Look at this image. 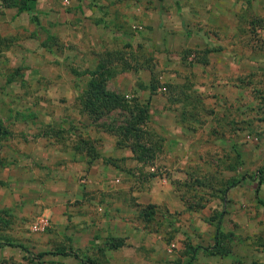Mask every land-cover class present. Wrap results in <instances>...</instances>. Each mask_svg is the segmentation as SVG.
Instances as JSON below:
<instances>
[{
  "label": "crops",
  "instance_id": "obj_1",
  "mask_svg": "<svg viewBox=\"0 0 264 264\" xmlns=\"http://www.w3.org/2000/svg\"><path fill=\"white\" fill-rule=\"evenodd\" d=\"M220 1L196 0V6L191 9L183 5L184 1L177 3L178 6L174 2L170 14L180 18L189 13L210 20L211 14L220 12L216 5ZM134 3L133 0H71L70 34L67 37L71 38V76L66 77L71 81V88L59 87L60 81L53 75L44 77V69L50 70L46 61L31 67L30 74L34 72L35 77L26 75L25 80L32 84L41 78L48 87L60 90L62 99L65 96L66 101L71 99L73 103L88 79L83 71L93 68L104 52L117 50L113 46L125 35L121 11L125 7L135 12ZM9 10L5 9V13ZM151 11L143 9L138 14L146 21ZM11 12L15 17L20 14ZM153 31L144 35L148 50H153ZM135 38L132 48H135ZM208 39L207 33L205 40ZM218 50L214 53H220ZM127 66L129 73H116L108 85L111 83L114 89L121 90L127 84L130 92L125 91L126 96L138 97L145 92L150 97L147 87H139L141 91H136L137 78L133 74L136 65L129 61ZM146 83L144 81V85ZM48 87L46 96L54 99L56 95L48 91ZM220 92L215 96L220 98L219 103L232 91L228 95ZM155 97L153 94L151 105ZM161 102L165 104L158 108L152 109L149 105L155 120H152V127L149 126L159 137L163 136L159 143H163L164 150L161 158L156 155L153 165L137 160L129 147L117 146L113 135H107L80 113L78 116L84 121L75 124L71 114L73 125L69 138L62 135L64 129L59 123L65 117L59 109L50 112L41 109L45 123L38 124L34 130L28 126L20 132L19 141L10 136L0 152L3 165L0 168V211H7L10 217L0 222V264H160L161 259L165 260L166 246L156 220L163 221L162 228H172L166 220H171L173 213H185L188 215L187 220L182 219L185 224L179 220L177 227L188 228L194 222L191 221L195 219L194 215L216 209L211 202L198 208L203 200L194 192L191 195L198 199L184 196L177 182L202 177L203 173L192 168L195 155L187 152L198 145L196 133L218 131L215 126H222L221 113L214 114V111L213 121L203 119L197 110L187 111L185 118H178L175 108ZM226 118L223 125H232V119ZM192 132L191 141L187 140V133ZM82 138L94 145L97 157L92 158L84 149L73 148ZM231 144L232 141L228 146ZM150 171L155 172L154 176L148 175ZM219 193L229 204L224 205L218 225L221 231L230 232L232 246L228 255L218 257L219 261L264 264V236L255 230L264 228V177L258 170L254 174L244 173L236 185ZM144 210L150 213L148 218ZM40 216L48 219L46 228L41 232L30 231L31 223ZM193 225L197 239L209 238L212 244L215 243L217 224L198 219Z\"/></svg>",
  "mask_w": 264,
  "mask_h": 264
},
{
  "label": "rangeland",
  "instance_id": "obj_2",
  "mask_svg": "<svg viewBox=\"0 0 264 264\" xmlns=\"http://www.w3.org/2000/svg\"><path fill=\"white\" fill-rule=\"evenodd\" d=\"M133 1L135 12L125 7L121 11L125 35L113 47L117 48L127 65L129 61L136 65L133 66L138 86L136 91H141L139 85L147 87L152 78L155 89L150 92L148 88L150 97L145 92L138 97L149 99L152 109L163 106L165 103L161 101L166 102L178 111V118H183L187 111L197 110L203 119L213 121L214 111V114L221 113L222 126H215L218 131L194 133L198 145L187 152L195 155L192 168L203 173L202 177L177 182L184 196L195 200L197 197L191 195L194 192L200 200L211 202L216 208L210 209L209 213L205 211L202 215H194L195 219L191 221L201 219L205 223L217 224L220 214H224V205L229 204L217 190L219 186L222 188L231 177H240L247 172L254 174L256 170L262 171L259 175L264 177V0H219L216 5L220 12L211 14L210 20H202L189 13L180 18L170 14L174 2L178 6L177 3L184 1L183 5L191 9L196 6V0ZM32 6L37 22L32 21L26 12L18 17L12 16L11 11H16V8H4L0 2V152L10 136L12 140L19 141L20 132L27 130L28 126L34 130L38 124L45 123L41 109L64 112L65 118H61L59 124L64 129L62 135L68 138L71 137V125L84 121L78 116L80 103L77 97L71 103V99L66 101L65 96L62 99L60 90L48 87L43 79L30 84L24 78L26 75L35 77L34 72L30 74L31 67L39 61H46L50 70L44 69V77L53 75L60 81L59 87L71 88V81L66 78L71 76V38H67L70 34L68 14L71 13V0H33ZM5 9L10 10L5 13ZM143 9L152 10L146 21L138 14ZM153 29V50H148L144 35ZM207 33L209 39L206 41ZM134 37L135 50L131 46ZM206 49L211 50L206 52ZM217 50L220 53H214ZM122 62L119 60L115 65L117 73H129L128 66L125 68ZM135 67L137 70H134ZM143 79L147 81L146 85ZM46 87L56 95L54 99L46 96ZM108 87L112 89L113 86L109 83ZM117 91L124 93L130 92V89L124 84ZM220 91L226 95L232 91L228 96L230 98L226 97L219 103L220 98L215 96H219ZM153 94L156 97L151 105ZM126 97L132 98L131 95ZM71 114L74 115L73 124ZM150 117L149 125L152 127V120H155L151 114ZM226 117L232 119V125H223L226 124ZM107 135L112 136L110 133ZM192 135L193 132L187 133L186 139L191 141ZM230 141L232 144L228 146ZM163 151L161 143L158 158ZM236 151L240 152V160L234 163ZM227 175H230L229 178H224ZM256 198L259 199L257 195ZM7 213L0 211V222L10 218ZM187 216L185 213H173L171 220H166L172 228H162L163 221L156 220L157 229L163 233L167 255L160 264H228L224 259L220 262L218 257L224 258L231 252L230 232L224 230L227 235L224 242L231 248L230 252L216 254L211 252L215 245L211 239H197L194 222L188 228L177 227L179 220L185 224L182 219L187 220ZM255 230L264 236V228ZM30 231L41 232L32 228Z\"/></svg>",
  "mask_w": 264,
  "mask_h": 264
},
{
  "label": "trees",
  "instance_id": "obj_3",
  "mask_svg": "<svg viewBox=\"0 0 264 264\" xmlns=\"http://www.w3.org/2000/svg\"><path fill=\"white\" fill-rule=\"evenodd\" d=\"M0 2L4 8L15 7L17 14L28 13L30 19L37 22L32 6L33 0H0ZM251 23L255 24V22ZM43 46H45V43H43ZM210 50L206 49V52ZM119 60L123 61L121 64L126 68L127 62L121 58L119 51L104 52L93 68H87L83 71L82 74H87L88 79L77 96L80 103L79 113L86 115L95 127L112 134L115 137L117 146L129 147L137 160L146 165H153V160L159 151V142L163 138L155 134L149 126L151 118L149 99L141 100L137 96L129 99L124 93L108 87V81L118 72L113 63L119 62ZM202 60L200 62H203ZM134 70H137V68L135 67ZM139 87L145 86L139 85ZM147 88L150 92L155 89L152 78ZM73 148L75 150H86L91 153L92 158L98 156L94 145L88 139H79L78 145ZM239 160L240 152L236 151L234 163ZM260 172L262 171L258 173ZM154 174V171L148 172L149 176H154ZM242 176L244 174L240 177H231L230 181L220 188V192L224 193L229 187L236 185ZM206 203L207 201L203 200L198 208L204 207ZM144 214L148 218L147 216L150 213L144 210ZM216 231L215 245H213L211 252L216 254L229 253L230 247L224 242L227 235L220 230L218 223Z\"/></svg>",
  "mask_w": 264,
  "mask_h": 264
},
{
  "label": "built area",
  "instance_id": "obj_4",
  "mask_svg": "<svg viewBox=\"0 0 264 264\" xmlns=\"http://www.w3.org/2000/svg\"><path fill=\"white\" fill-rule=\"evenodd\" d=\"M48 219L45 216L37 217L32 223L31 228L33 230L42 231L46 228Z\"/></svg>",
  "mask_w": 264,
  "mask_h": 264
}]
</instances>
